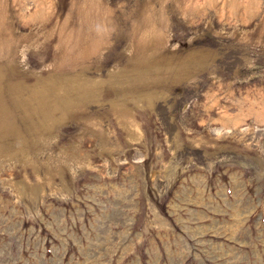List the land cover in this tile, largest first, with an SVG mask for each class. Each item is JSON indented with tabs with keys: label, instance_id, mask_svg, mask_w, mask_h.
Listing matches in <instances>:
<instances>
[{
	"label": "rangeland",
	"instance_id": "1",
	"mask_svg": "<svg viewBox=\"0 0 264 264\" xmlns=\"http://www.w3.org/2000/svg\"><path fill=\"white\" fill-rule=\"evenodd\" d=\"M0 264H264V0H0Z\"/></svg>",
	"mask_w": 264,
	"mask_h": 264
}]
</instances>
